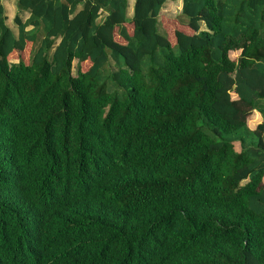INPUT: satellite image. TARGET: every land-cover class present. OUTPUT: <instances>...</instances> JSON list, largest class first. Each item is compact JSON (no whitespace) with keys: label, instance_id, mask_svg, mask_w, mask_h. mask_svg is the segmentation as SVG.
Here are the masks:
<instances>
[{"label":"trees","instance_id":"16d2710c","mask_svg":"<svg viewBox=\"0 0 264 264\" xmlns=\"http://www.w3.org/2000/svg\"><path fill=\"white\" fill-rule=\"evenodd\" d=\"M15 5L0 264H264V0Z\"/></svg>","mask_w":264,"mask_h":264},{"label":"rangeland","instance_id":"374dc122","mask_svg":"<svg viewBox=\"0 0 264 264\" xmlns=\"http://www.w3.org/2000/svg\"><path fill=\"white\" fill-rule=\"evenodd\" d=\"M163 13H165L166 15H177V13H179V2L176 3H172L167 1L166 3L163 4ZM165 24L171 28L173 27V20H164ZM7 24L10 26V28L13 30V32L16 34L17 28L15 23L13 22V20H7ZM259 115L257 112L252 113L249 117H248V122L249 123H253L254 121H258Z\"/></svg>","mask_w":264,"mask_h":264},{"label":"crops","instance_id":"0c3cea01","mask_svg":"<svg viewBox=\"0 0 264 264\" xmlns=\"http://www.w3.org/2000/svg\"><path fill=\"white\" fill-rule=\"evenodd\" d=\"M5 13V20H13L14 15L19 16L20 20H24L28 16L26 9H18L15 5L16 0H0ZM133 0H127L126 14L129 15L132 8Z\"/></svg>","mask_w":264,"mask_h":264}]
</instances>
